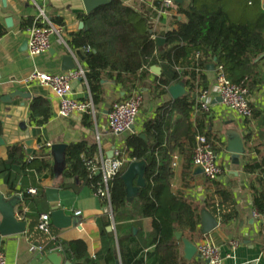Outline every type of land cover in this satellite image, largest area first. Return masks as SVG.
I'll return each mask as SVG.
<instances>
[{"label":"trees","instance_id":"16d2710c","mask_svg":"<svg viewBox=\"0 0 264 264\" xmlns=\"http://www.w3.org/2000/svg\"><path fill=\"white\" fill-rule=\"evenodd\" d=\"M232 1L173 0L177 14L184 21L175 20V29L160 36L166 42L163 48H158L152 39L149 16L123 5L121 1L89 16H79L88 29L72 34L69 46L85 50L86 82L94 109L104 102L103 80L114 82L125 93L147 89L155 99L164 96L172 83L183 81L187 95L156 109L154 117L144 123L141 132L147 141L141 139L140 134H131L125 139L121 153L133 161L147 164L146 185L128 204L120 176L129 163L123 164L109 182L117 253L110 247L104 259H91L83 241L61 242L52 226V238L32 227L28 235L39 242L42 252L51 253L60 248L70 264H114L115 257H119L121 264H186L174 232H182L192 243L206 240L207 236L198 230L201 205L220 218L221 226L238 217L231 194L216 181L204 177L200 184L212 192L201 203L185 197L181 191H171L173 157L180 161L182 186L187 188L188 181L195 179L191 177V170L197 135L207 138L214 153L219 148L205 132L206 114L195 112L199 92L207 89L206 64L215 60V66L222 67L225 78L232 84L244 81L248 95L262 74L259 68L264 62V11L260 0ZM32 21L23 23V29H27ZM52 22L62 26L59 19ZM5 34L0 24V37ZM153 66H159L161 74L154 76V81L148 84L146 80L151 76ZM174 115L178 118L172 120ZM50 116V108L43 100L31 103V124L41 127ZM82 124L91 128L90 114L83 115ZM1 133L0 122V137ZM250 150L258 157L247 159L243 170L254 176L250 183L251 205L253 211L262 213L264 155H259L254 147ZM95 151V144L88 140L66 148L62 177L72 183L63 184L62 188L76 190L75 185L79 183L93 193L98 190L102 177L92 172V168L99 165ZM6 152L7 158L0 159V175H5V182L11 190L28 171L33 170L39 175L51 168V157L45 147L30 156L22 144L8 146ZM23 195L27 197L25 193ZM144 222L149 226L147 232ZM134 229H137L135 235ZM149 247H153L151 254L145 252ZM151 255L154 259L150 262Z\"/></svg>","mask_w":264,"mask_h":264},{"label":"crops","instance_id":"0c3cea01","mask_svg":"<svg viewBox=\"0 0 264 264\" xmlns=\"http://www.w3.org/2000/svg\"><path fill=\"white\" fill-rule=\"evenodd\" d=\"M51 1L5 0L6 5L3 7L0 0V24L6 31V34L0 37V122L2 129L0 138L3 142V145L0 146V159L5 160L7 158L6 148L8 146L16 144L24 146V142L27 140L33 141L30 155L37 152L41 147H45V152L49 153L51 157L49 171L39 175L33 170L28 171L25 176L20 177L12 190L8 188L5 182V175H0V194L5 198L24 196L23 193L26 194L28 189H35L38 192L37 196L26 194L28 200L25 198L15 210L16 213H19L23 206L27 207V213L24 215L27 222L26 232L21 235L1 237L0 249L4 253L5 264H42L49 254H57L60 264L68 262L65 260L62 251L42 252L39 242L33 241L28 235V231L32 227L35 228L39 215L50 213L49 204L43 194V190L49 187L59 189V205L65 209L67 215L75 217L74 213L76 211L81 212L79 217H75L78 220L76 227L61 231L56 230V237L59 241H83L87 247V254L91 259H104L110 247H113V250L117 253V231L113 219L111 220L109 216L102 212V204L90 188L79 183L75 185L76 190L62 188L63 184H70L72 181L62 177L64 160L61 164H57L50 149L54 145L68 147L71 144L88 140L95 144V157L99 162L109 160L107 158L108 153L113 152L116 148L123 149L125 139L131 134H141L144 123L154 117L156 109L172 100L168 93L155 99L147 89H137L143 94V104L135 126V133L128 132L115 135L107 128V112L110 104L128 98L134 90L125 93L114 82L103 80L101 84L104 92V102L95 109L93 108V112L90 114L91 128H87L82 124L83 115L75 114L67 119L57 117L59 100L48 89L37 85L26 86L22 83V80L35 69L48 74L62 73L60 71V58L69 49H72L69 46L71 35L84 30V28L88 29V27L83 23L84 28L79 30V23L83 22L79 19L80 15L73 14L68 8H58ZM120 1L123 5L131 7L144 15L151 13L156 25L154 33L152 34L151 30L149 32L156 37L175 29V20L178 22L184 21V18L177 14L174 7L172 10H165L164 15L158 16L155 14L153 10L158 7L161 0ZM232 2L235 3L236 0ZM261 2L262 0H260ZM40 11H43L49 20L59 19L62 22L65 32L63 39L66 45L60 43L57 38H53L51 49L47 54L31 59L26 51H21V45L26 41V29H23L22 25L33 20ZM7 18L12 19L13 27L11 29L5 27L4 20ZM72 50H80L84 57L86 55L83 49ZM75 60L80 68L86 69L85 60L81 61L78 58H75ZM210 63H213V61L207 64ZM215 68L214 71H207L205 68L207 89L211 93L214 88ZM259 70L262 71V74L257 78L258 82L253 86L248 97L252 110L251 119L243 120L237 117L234 113L228 111L220 101H217L218 98L213 95H211L210 113L205 116V132L209 133L210 138L214 139L219 145L215 154L222 168V175L216 182L231 194L234 209L238 213V217L226 226H221L220 218L213 215L218 222V227L209 235H206V240L219 247L223 264H264V220L261 221L252 217L250 183L254 176L247 175L243 170L247 159L258 157L256 152L250 150V147H254L256 151L258 150L259 155H264V62ZM154 76L156 75L151 72V76L146 80V83L151 84L154 81ZM72 98L80 102L91 101L88 86L83 81L73 82ZM35 100H43L50 108L51 116L48 122L41 127L34 126L30 121V106ZM191 117H194L193 113ZM176 118H178V115H174L172 120ZM22 124L25 125L24 131L21 130ZM229 132L239 135L243 139L246 148V154L240 156L236 162L232 160L230 154L225 152ZM24 149H26L25 146ZM173 163H175V167H172ZM179 163V159L173 157L171 191L173 193L181 191L185 197L194 199L199 203L203 202L206 195L212 192L210 188L200 184L204 176L192 175L193 166L191 177L195 179L188 181L187 188L183 187ZM202 209L207 210L201 205L200 211ZM110 227H113V230H109ZM144 230L145 232L149 231L147 222H144ZM198 230H200V221ZM134 231L136 234L137 229H134ZM110 237L112 240L109 239ZM175 242L178 243L176 240ZM199 242L196 241L193 244L196 246ZM233 243H236V246H233ZM145 252L151 254L153 247L147 248ZM180 254L182 258L181 245ZM117 259L120 261L119 257ZM117 259L115 257L114 264ZM153 259L154 257L151 255L149 261L151 262ZM184 262L186 264H202L197 257L190 262Z\"/></svg>","mask_w":264,"mask_h":264},{"label":"built area","instance_id":"2783aa9c","mask_svg":"<svg viewBox=\"0 0 264 264\" xmlns=\"http://www.w3.org/2000/svg\"><path fill=\"white\" fill-rule=\"evenodd\" d=\"M173 0H161L158 7L154 8V13L158 16L164 15L165 10L173 9ZM149 24L151 33H154L156 25L155 19L149 13ZM64 28L49 20L43 11L33 19L32 24L26 29L27 55L29 58L47 54L51 49L53 38H57L60 43L65 44ZM155 35L152 39L155 41ZM146 69V68H144ZM87 70L82 69L76 62V68L71 71L62 72L59 74H48L37 69L31 71L23 80L22 83L26 86L37 85L41 88L48 89L53 96L59 100L56 116L62 119H67L75 114L84 115L93 112L92 102H80L72 98V85L75 81H83L86 85ZM211 95L219 98L222 105L237 117L248 120L252 117V110L249 102L248 90L245 87L244 81L240 84L230 83L223 74L221 66L215 68L214 88L212 93L206 89L199 92L197 97L198 107L195 112L202 111L205 114L210 113ZM212 96V97H213ZM143 104V94L139 90H134L128 98L113 103L107 112V128L115 135H122L128 132L135 133V126L139 117L140 109ZM133 128V131H131ZM49 148V145H48ZM122 148L113 150L111 160H101L97 167L92 168V172L100 174L102 184L94 193L102 204V212L113 219L109 182L117 174L119 169L125 163L133 160L121 153ZM193 166H200L203 169V176L209 181H217L222 175V168L217 161V156L212 150V146L203 135H197L195 138V147L193 150ZM175 167V163L172 164ZM27 195L37 196L38 192L35 189H28ZM27 213V207L23 206L19 213H16V218L21 221H26L24 215ZM81 215L80 211L74 213L75 217ZM252 217L257 220H264V212H252ZM51 221L50 215L47 213L41 214L38 217L35 229L42 232L45 236L51 238ZM2 238L0 237V240ZM236 246V243H233ZM196 257L202 264H223V259L219 247L213 245L209 240H202L197 245ZM57 251H62L60 248ZM0 264H5V256L0 249Z\"/></svg>","mask_w":264,"mask_h":264},{"label":"water","instance_id":"95a60500","mask_svg":"<svg viewBox=\"0 0 264 264\" xmlns=\"http://www.w3.org/2000/svg\"><path fill=\"white\" fill-rule=\"evenodd\" d=\"M115 1L120 0H52V4L56 5L58 8H68L75 15H86L89 16L93 13L99 11L103 7H107ZM180 0H176L178 2ZM2 6L5 7V0H1ZM261 8L264 11V0L261 2ZM6 29H11L13 27L12 19L7 18L4 20ZM84 28L83 22L79 23L78 29ZM87 30V28H84ZM151 34V33H150ZM165 39L163 37L155 38V44L158 48H163L165 46ZM27 50V42L24 41L21 45V51ZM75 58L81 61L85 60L82 51L69 49L66 54L60 58V71L67 72L74 70L76 68ZM215 60L213 63L207 64V71H214ZM161 69L159 67H151V72L159 76ZM167 93L172 100H178L187 95V90L185 88V83L183 81L172 83L168 89ZM87 98V96H86ZM217 101H221L219 98ZM25 125L22 124L21 130L24 131ZM133 131V128H131ZM140 138L147 141L144 134H140ZM33 141L27 140L24 142L26 154L30 155L32 153ZM3 142L0 138V146ZM66 146L64 145H54L51 147L50 151L53 155L54 161L57 164H61L64 160V153L66 151ZM225 152L230 154L233 161H238L240 156L246 154V148L243 139L235 134L229 132L227 134V141L225 146ZM113 152L107 154L109 160L112 159ZM147 164L145 161H132L129 162L127 167L124 169L120 176V180L125 187L126 201L131 204L133 200L139 195L142 189L145 188V172ZM192 175H203V169L200 166H194ZM45 199L47 200L50 207V221L52 227L57 230H65L68 228L76 227L78 220L67 215L65 209L61 208L59 205V189L49 187L43 190ZM25 200L24 196H13L11 198H5L0 194V237H8L13 235H21L26 232L27 222L21 221L16 218V208H18L21 203ZM218 227V222L215 217L207 210L202 209L200 211V231L202 235H209ZM109 230H113L110 227ZM135 234V231H133ZM174 239L182 246V258L186 262L192 261L196 257L197 248L188 239L184 238L181 232H174ZM42 264H60V259L57 254H49L45 257V261ZM70 264V263H65ZM115 264H120L117 259Z\"/></svg>","mask_w":264,"mask_h":264}]
</instances>
